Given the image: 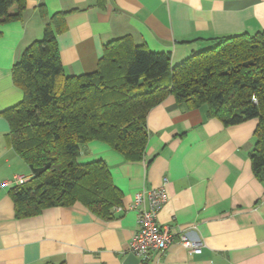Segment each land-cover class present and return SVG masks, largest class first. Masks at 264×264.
Wrapping results in <instances>:
<instances>
[{"label":"crops","instance_id":"crops-1","mask_svg":"<svg viewBox=\"0 0 264 264\" xmlns=\"http://www.w3.org/2000/svg\"><path fill=\"white\" fill-rule=\"evenodd\" d=\"M48 18L66 13L58 37L67 76L97 70L104 46L131 37L155 53H171L172 66L214 48L220 38L264 31V0H26L20 22L0 24V264H264V185L250 154L257 120L225 127L207 107L189 110L167 96L147 115L149 140L141 162L130 163L100 143L82 152L80 164L104 161L122 193L123 212L108 219L85 206L53 207L17 219L9 194L28 166L9 141L4 113L24 100L13 69L29 46L43 39ZM168 202L158 216L176 240L148 261L129 243L137 232L131 209L142 190L164 180ZM187 236L202 253L191 255L178 238Z\"/></svg>","mask_w":264,"mask_h":264},{"label":"trees","instance_id":"trees-1","mask_svg":"<svg viewBox=\"0 0 264 264\" xmlns=\"http://www.w3.org/2000/svg\"><path fill=\"white\" fill-rule=\"evenodd\" d=\"M25 11L26 0H0V24L22 21ZM39 11L48 19L43 39L13 69L24 100L4 113L10 144L30 171L26 184L9 191L17 219L76 204L110 219L123 197L110 169L101 160L82 165L79 158L96 142L127 162L143 161L147 115L167 96L189 110L206 106L225 127L257 120L250 159L264 185V31L220 38L174 67L171 53L123 37L104 46L95 72L67 76L58 46L66 13L48 18L44 6Z\"/></svg>","mask_w":264,"mask_h":264},{"label":"built area","instance_id":"built-area-1","mask_svg":"<svg viewBox=\"0 0 264 264\" xmlns=\"http://www.w3.org/2000/svg\"><path fill=\"white\" fill-rule=\"evenodd\" d=\"M29 180L17 178L15 184L16 186H23ZM167 184L168 180L165 179L163 186L158 189L138 192L131 206V209L137 211L138 228L130 240L129 250L143 261L150 260L156 253H164L176 240L171 228L161 226L158 222V216L168 202V195L165 189ZM115 210L123 212L121 207H117ZM178 241L191 255L202 253V245H198L187 236H180Z\"/></svg>","mask_w":264,"mask_h":264},{"label":"rangeland","instance_id":"rangeland-1","mask_svg":"<svg viewBox=\"0 0 264 264\" xmlns=\"http://www.w3.org/2000/svg\"><path fill=\"white\" fill-rule=\"evenodd\" d=\"M178 65V64H177ZM176 66V65H175Z\"/></svg>","mask_w":264,"mask_h":264}]
</instances>
